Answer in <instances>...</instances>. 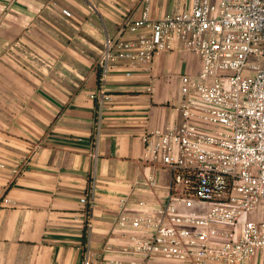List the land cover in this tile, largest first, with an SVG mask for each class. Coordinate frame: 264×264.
Masks as SVG:
<instances>
[{"label":"crops","instance_id":"1","mask_svg":"<svg viewBox=\"0 0 264 264\" xmlns=\"http://www.w3.org/2000/svg\"><path fill=\"white\" fill-rule=\"evenodd\" d=\"M190 7L191 0H152L150 17ZM141 13L140 0H0V73H15L17 49L10 44L21 35L41 44L47 62L38 76L24 70L23 79L8 78L12 92L2 101L0 264H82L88 247L91 264H111L105 255L127 260L115 226L123 200L135 209L140 201L164 199L171 174L146 161L142 134L180 120L181 75L197 76L201 58L176 42L149 70L115 62L106 82L113 99L99 131L91 97L99 89L96 62L106 36ZM150 175L158 181L154 190L145 184ZM92 180L88 222L81 197ZM148 264L179 263L154 258Z\"/></svg>","mask_w":264,"mask_h":264},{"label":"built area","instance_id":"2","mask_svg":"<svg viewBox=\"0 0 264 264\" xmlns=\"http://www.w3.org/2000/svg\"><path fill=\"white\" fill-rule=\"evenodd\" d=\"M140 1L141 16L106 36L96 62L97 130L113 99L106 82L115 62L149 70L155 56L180 42L202 64L197 76L181 75L180 120L142 134L146 161L171 174L164 199L135 209L123 200L115 226L128 259L104 258L264 264V0H191L189 9L157 19L152 0ZM147 89L154 91L152 83ZM145 184L159 187L154 175ZM95 195L92 180L81 197L88 222ZM91 260L88 247L82 264Z\"/></svg>","mask_w":264,"mask_h":264},{"label":"rangeland","instance_id":"3","mask_svg":"<svg viewBox=\"0 0 264 264\" xmlns=\"http://www.w3.org/2000/svg\"><path fill=\"white\" fill-rule=\"evenodd\" d=\"M64 10H68L70 12V15L65 14ZM62 13L67 18L73 17V11L70 7H63ZM64 24L65 32H69L71 24L66 22ZM48 25L54 28V25L52 23H49ZM43 43L46 46V40H44ZM40 45L39 42L38 44L30 41L27 42L26 40H24V37H22V35L21 37L16 39L15 42L10 44V47H15L17 49L16 69L13 68L16 74L12 73V77H9V73L7 70L5 71V73H0V75L2 76V78L0 79V111L7 110V103H4L2 101L4 97L8 96L12 92L13 83L11 84V80L8 78H12L14 80L16 77H20L23 79V75L25 74L24 70H28V72L30 71L31 74L35 73L38 76L37 73L41 70V66L46 65V56L39 49ZM5 46L7 47L8 44L6 43ZM28 80H30V78H28Z\"/></svg>","mask_w":264,"mask_h":264}]
</instances>
